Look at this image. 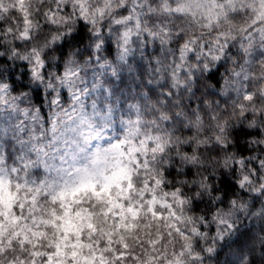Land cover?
I'll list each match as a JSON object with an SVG mask.
<instances>
[{"label": "clouds", "instance_id": "1", "mask_svg": "<svg viewBox=\"0 0 264 264\" xmlns=\"http://www.w3.org/2000/svg\"><path fill=\"white\" fill-rule=\"evenodd\" d=\"M135 2L0 0V22L4 24L0 36H6L10 46L12 38L7 33L27 29L30 43L14 50L24 54L33 47L43 48L46 42L51 47L52 41L61 42L65 37L71 41L70 34L78 31V21L85 16L90 24L87 31L95 33L119 15L125 3ZM139 3L142 18L152 27H162L181 44L191 42L202 52L225 53L229 71L244 68L247 92L227 101L208 95L211 82L201 81L196 99H203L213 116L209 120L201 113L204 128L219 124L222 131L224 126L230 131L245 114H253L244 121L248 127L264 114V0ZM76 50L77 44L72 42L65 51ZM58 56L52 53V57ZM139 92L116 91L110 101L98 100L95 110L90 99L80 105L62 98L46 107L39 121L25 115L24 108L32 111L34 106L21 102L22 91L0 97V264H177L181 253L184 264H192L184 246H195L193 229L203 223L204 215L211 220L223 207L213 206L209 212L210 193L198 194L205 187L219 186L208 177L219 179L221 170L229 174V183H236L215 194L219 199L228 192V219L233 227L222 228V237L215 232L203 236L196 251L203 257L202 264H231L233 252L224 249L223 237L247 232L242 249L246 264H264V220L256 218L250 203L251 196L264 188V167L257 173L251 164L247 168L238 164L252 160L259 167L264 161V153L259 151L264 147V124L256 125L260 136L240 141L255 152L241 156L235 137L229 135L232 150L219 155L204 152L193 177L166 175L177 155L169 149L180 133L173 137L161 121L162 114L168 118L171 114L164 113L155 99L141 101ZM210 135L214 142L216 132ZM200 142L208 143V139ZM234 162L236 176L230 174ZM173 166L180 170L179 165ZM245 177L251 183L242 190ZM194 183L201 186L189 191ZM175 188L185 192L183 204L172 197ZM193 199L204 203L194 206ZM262 202L264 195L256 207ZM207 248L220 254L201 251Z\"/></svg>", "mask_w": 264, "mask_h": 264}, {"label": "snow or ice", "instance_id": "2", "mask_svg": "<svg viewBox=\"0 0 264 264\" xmlns=\"http://www.w3.org/2000/svg\"><path fill=\"white\" fill-rule=\"evenodd\" d=\"M142 7L139 0L135 3H125L119 10V15L111 17L95 33L87 31L90 24L86 23L85 16L78 21V31L70 34L71 41L65 37L61 42L52 41L51 47H48L46 42L43 48L33 47L24 54L14 50L25 48L30 43L26 38L29 35L27 29L9 31L7 36L12 38L10 46L7 37L0 36V40L5 41L4 44H0V49H3L0 53V97L10 92L22 91L24 95L20 97L21 102L34 106L32 111L24 108L25 115L31 117L33 121H39L44 109L50 108L62 98L80 105H84L90 99L91 107L95 110L98 100L110 101L116 91L136 93V89H140L138 96L141 101L155 99L164 113L171 114L170 118L165 114L161 115L164 128L172 130L173 137L177 132L180 133L179 139L169 149L177 155L172 157L170 170H165L166 175L175 173L177 177H193V169H197L198 172L201 167L199 161L204 152L219 155L221 152L232 150L233 145L227 143L229 135L235 137V147L241 156L246 152L249 154L255 152V148L250 149L247 145H241L240 141L247 137L260 136V127L256 125L264 124V114L252 121L248 127L244 126V121L251 120L253 114H245L237 122L238 127L233 125L230 131L227 126H224L222 131L219 124L215 125L214 129L204 128V117L201 113L211 120L212 109L204 105L203 99H196L197 93L201 91L202 80L211 82L212 86L207 89V94L217 96L221 101L239 97L242 92L246 93L248 79L244 68L241 66L238 71H229L226 68L225 53H214L211 50L202 52L191 42L181 44L179 38H173L162 27H152L142 18ZM65 10L67 11V5ZM81 12H85L83 7ZM3 27V22H0V29ZM44 27L47 28L49 25L45 24ZM17 35L20 36L19 40L16 39ZM85 40L88 41L87 44ZM72 42L77 44V50L66 52ZM204 47L207 48V45ZM53 52L59 53V56L52 57ZM117 84L121 87H116ZM219 106V103L215 104V108L218 109ZM108 112L109 114L111 112L110 105ZM213 130L216 132L214 142L210 135ZM205 137L208 143H201ZM259 151L264 153V147H260ZM256 159L260 160V157L257 156ZM238 164L243 168L251 164L257 173L264 167V161L259 167L252 160H240ZM173 165H179L180 170ZM236 173L237 162H234L230 174L236 176ZM228 178L229 174L223 170L219 179L214 175L209 176L208 179L216 180L219 186L214 185L211 189L205 187L204 191L198 194L202 197L205 192L210 193L209 212L213 206L223 207H219L211 220L208 215H204L203 223L193 229L195 246L192 243L184 246L192 264H202L203 257L196 249L199 248V241L203 236L215 232L216 236L222 237V228L233 227L228 219L230 215L228 209L231 207L226 202L228 192H224L223 198L217 199L215 196L223 188L236 187L235 181L229 183ZM250 183L251 181L245 177L241 189L243 190L244 184ZM198 186L201 185L194 183L189 191H194ZM184 187L187 189V184ZM171 195L178 203H184L181 198L185 197V192L179 188H175ZM262 195L264 188H261L259 194L252 195L250 201L253 214L259 220H264V202L259 208L256 207ZM201 203H204L202 199L191 200V204L197 207ZM205 229L209 231L205 232ZM247 236L248 233L244 232L239 236L223 237L224 249L233 252L234 259L231 264H246L242 249L243 240ZM201 251L220 254L211 248ZM183 256L184 253H181L177 264H184Z\"/></svg>", "mask_w": 264, "mask_h": 264}]
</instances>
